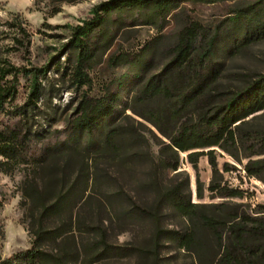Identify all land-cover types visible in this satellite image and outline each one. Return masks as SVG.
<instances>
[{"label":"rangeland","instance_id":"1","mask_svg":"<svg viewBox=\"0 0 264 264\" xmlns=\"http://www.w3.org/2000/svg\"><path fill=\"white\" fill-rule=\"evenodd\" d=\"M109 1L0 0V60L8 58L21 70L15 103L27 102L32 85L38 87L39 98L31 119L35 131L49 135V139H61L83 92L92 97L119 94L111 122L117 135L111 146L86 148L75 142L73 149L50 153L34 172L0 170V264L34 246L64 258L68 264H83L93 259L101 242L127 248L129 252L109 253L91 264H209L222 252L210 231L202 227L199 231L201 261L196 253L179 248L164 233L168 229L185 232L189 226L188 220L175 212L165 198L172 187L180 186L192 202L201 205L240 203L248 205L245 209L252 215L264 210V182L246 173L243 164L247 158L239 162L217 148V178L223 193L239 189L244 196L211 192L208 187L212 168L206 155L200 157L195 168L187 155L200 149L179 152L180 172L176 173L166 162L172 154L164 144L168 139L138 114L148 115L149 110L164 105L162 98L140 102V91L150 76L164 69L179 31L190 21L202 24L208 37L216 31H230L214 45L216 74L204 91L203 103L211 105L225 93L264 74V35L241 41L242 22L233 24L248 7L264 11V0H177L180 8L167 17L161 29L140 20L133 22L131 15L136 19L140 12L129 10L124 22L108 25L109 43L98 49L90 64L83 66L91 82L79 86L73 79L79 60L69 43L75 28H87L86 23L99 16L97 11L105 19V11L97 9L101 5L107 7ZM15 14L23 17L31 35L27 51H10L14 33L6 22ZM116 14L113 12L115 19ZM208 37L198 38L196 53L205 51ZM149 43L151 46L145 50ZM122 52L145 55L148 64L143 72L137 74L123 64L119 60ZM176 72L174 76L179 74L188 80V71ZM195 107L187 109V119L195 116ZM260 130L264 131V110L243 125L241 132L247 140L242 153L262 149L261 141L250 140ZM225 163L233 168L224 170ZM199 181L205 189L203 198L197 196ZM255 251L264 256V239L260 235L250 236L243 246L245 254Z\"/></svg>","mask_w":264,"mask_h":264},{"label":"trees","instance_id":"2","mask_svg":"<svg viewBox=\"0 0 264 264\" xmlns=\"http://www.w3.org/2000/svg\"><path fill=\"white\" fill-rule=\"evenodd\" d=\"M195 1V0H194ZM215 2L216 0H196ZM108 6L101 5L97 10H104L106 17L101 18L97 11L96 18L85 25L75 28L73 38L69 43L72 52H76L79 65L74 70L73 79L79 86L89 85L90 76L83 70L96 57L100 47L106 46L111 39L108 25L122 22L127 11H139L136 19L142 24H150L161 29L163 23L175 10L180 8L177 0H111ZM130 11V12H131ZM113 12L117 18H113ZM242 22V39L264 35V11L248 7L239 13L234 20ZM124 22V21H123ZM14 33L13 45L10 51H27L31 35L25 20L20 14H15L6 22ZM230 31L224 29L216 31L208 37L206 28L198 21H190L178 33L177 43L170 48V59L164 69L150 76L143 84L139 97L140 102L153 101L162 98L164 105L149 110L148 115L138 113L152 123L159 132L168 139L164 142L166 149L172 152L167 157L168 167L179 173V152L188 153V160L196 168L202 155H206L212 168V177L208 189L221 196H244L243 191L232 189L223 193L221 182L217 176L220 173L217 161V148L229 153L234 159L242 162L246 173L264 182V131H253L250 140H259L263 146L260 150H245L246 138L242 135L243 125L251 116L264 110V74L248 82L244 87L225 93L221 99L211 105L203 103V94L211 79L216 74L213 48L216 40L226 37ZM206 35V49L203 53H196V42L200 36ZM151 46L147 44L145 50ZM119 60L128 64L134 72L142 73L148 60L142 53L122 52ZM192 67H198L192 70ZM20 68L16 67L8 58L0 60V170L14 172L17 170H38L52 152L66 151L75 148V144H85L86 148L111 146L116 138L117 130L112 127V120L116 115L118 93L103 97H92L83 92L75 116L63 130L61 139H49V135L34 130L33 106L37 104L39 91L32 85L27 102L15 103L20 84ZM180 72L187 73L188 80L174 76ZM181 74V73H180ZM195 107V116L187 119V109ZM62 132V131H61ZM99 134V137L96 135ZM53 138V137H52ZM51 140V141H50ZM54 140V141H53ZM74 140V141H72ZM50 141V142H49ZM203 148H208L204 150ZM255 156H259L256 157ZM233 166L225 163L224 170H231ZM29 175V173H26ZM204 186L198 182L197 196L204 197ZM171 208L185 217L189 226L185 232L168 229L164 233L169 240L177 243L179 248L192 251L200 258L201 241L200 228L210 231L222 249L218 259L209 264H264V256L255 253H243V246L253 235H260L264 239V210L256 211L255 215L247 212L248 205H201L192 202L180 186L172 187L165 195ZM220 208V210H215ZM262 212V214H258ZM225 229H227L225 231ZM158 233L154 237L155 248L158 245ZM98 249L93 259L83 264H91L109 253L123 255L129 249L109 245L105 242L97 244ZM139 250V249H137ZM156 252V251H155ZM153 254L154 250L152 251ZM3 264H68L64 258L32 247L16 253Z\"/></svg>","mask_w":264,"mask_h":264}]
</instances>
